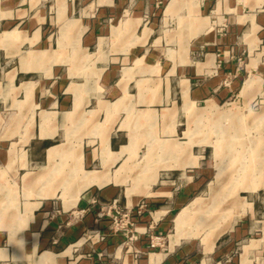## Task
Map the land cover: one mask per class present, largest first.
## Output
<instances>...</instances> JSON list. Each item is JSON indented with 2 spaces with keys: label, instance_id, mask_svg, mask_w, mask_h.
Segmentation results:
<instances>
[{
  "label": "crops",
  "instance_id": "1",
  "mask_svg": "<svg viewBox=\"0 0 264 264\" xmlns=\"http://www.w3.org/2000/svg\"><path fill=\"white\" fill-rule=\"evenodd\" d=\"M156 1L0 0V249L18 264H264V201L173 240L216 141L186 107L260 86L264 0Z\"/></svg>",
  "mask_w": 264,
  "mask_h": 264
},
{
  "label": "rangeland",
  "instance_id": "2",
  "mask_svg": "<svg viewBox=\"0 0 264 264\" xmlns=\"http://www.w3.org/2000/svg\"><path fill=\"white\" fill-rule=\"evenodd\" d=\"M260 83L252 87L249 96H233L219 103L221 111L217 113L211 112L210 103L204 112L195 113L186 107L189 124L193 126L194 119H198L196 136L216 140H205L212 143L214 156L210 151L202 160L203 186L187 205L190 209L184 226L186 241L198 244L201 236L207 240L226 229L233 217L247 211L245 198L256 199L260 204L264 201V193L254 195L255 189L264 188V78ZM250 84L251 81L245 88ZM213 114L216 117H210ZM188 130L192 132L190 127ZM216 147H220V155L215 152ZM219 167L222 173L217 178ZM173 232L172 223L170 233Z\"/></svg>",
  "mask_w": 264,
  "mask_h": 264
},
{
  "label": "built area",
  "instance_id": "3",
  "mask_svg": "<svg viewBox=\"0 0 264 264\" xmlns=\"http://www.w3.org/2000/svg\"><path fill=\"white\" fill-rule=\"evenodd\" d=\"M155 4L157 7H159L161 4V0H157ZM111 216H112V222H113L114 228H117V229L123 228L124 234L128 236L129 239L136 238L135 231L131 232L132 227H135L134 225L136 221L132 214H130L128 211H122L114 207ZM97 236H98V239L103 238V235H97ZM90 237H91L90 234H86L84 239L87 240V239H90ZM162 240H163L162 236L154 235L153 237L150 238V241H149L150 246H155L159 244Z\"/></svg>",
  "mask_w": 264,
  "mask_h": 264
},
{
  "label": "bare ground",
  "instance_id": "4",
  "mask_svg": "<svg viewBox=\"0 0 264 264\" xmlns=\"http://www.w3.org/2000/svg\"><path fill=\"white\" fill-rule=\"evenodd\" d=\"M250 82V81H249ZM248 82V84H249ZM189 107V105L187 106ZM211 106L210 105H207L206 107H203L202 109H200L198 112H204V111H207L208 108H210ZM236 151V150H235ZM215 152L219 155L221 154V150H220V147H216L215 148ZM240 152V151H239ZM223 153V152H222ZM218 156V155H217ZM223 156V155H221ZM222 159V158H221ZM224 169V168H223ZM223 171V170H222ZM221 167H219L217 169V173H216V177L219 178L220 175H221ZM193 204V203H192ZM189 206H185L183 207L179 213H177L176 217H175V233L173 235V240H177L180 236L184 235L185 231H184V226L185 224L187 223L188 218H189V214H188V211H189ZM186 234V233H185ZM207 237V236H206Z\"/></svg>",
  "mask_w": 264,
  "mask_h": 264
},
{
  "label": "clouds",
  "instance_id": "5",
  "mask_svg": "<svg viewBox=\"0 0 264 264\" xmlns=\"http://www.w3.org/2000/svg\"><path fill=\"white\" fill-rule=\"evenodd\" d=\"M0 257H8V264H18L19 258L14 257V256L10 258L7 254L6 248L0 249ZM0 264H4L3 259H0Z\"/></svg>",
  "mask_w": 264,
  "mask_h": 264
}]
</instances>
